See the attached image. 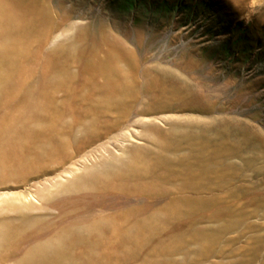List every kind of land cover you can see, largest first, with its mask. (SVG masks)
<instances>
[{
    "label": "rangeland",
    "instance_id": "1",
    "mask_svg": "<svg viewBox=\"0 0 264 264\" xmlns=\"http://www.w3.org/2000/svg\"><path fill=\"white\" fill-rule=\"evenodd\" d=\"M7 3L30 19L45 11L42 28L53 27V38L84 61L76 74L92 67L94 54L117 48L132 97L127 111L80 100L63 126L75 123L74 150L64 163L0 172V198L32 197L34 208L21 213L42 219L22 223L0 205V221L15 220L22 244L33 233L40 238L9 264L52 231L117 212L159 214L151 232L161 235L99 264H264V0ZM136 157L148 158L166 182L147 179L157 184L134 188L140 184L113 173L122 159ZM92 169L102 191L70 176ZM173 199L181 204L171 205ZM0 242L7 257L11 247ZM154 249L166 250L164 261Z\"/></svg>",
    "mask_w": 264,
    "mask_h": 264
},
{
    "label": "bare ground",
    "instance_id": "2",
    "mask_svg": "<svg viewBox=\"0 0 264 264\" xmlns=\"http://www.w3.org/2000/svg\"><path fill=\"white\" fill-rule=\"evenodd\" d=\"M36 13L39 16L34 19L17 15L7 0H0V172L5 171V167L13 173L20 166L41 169L49 162L62 164L67 161L74 150L75 123L68 128L63 126L67 114L78 107L80 100L101 101L109 111L116 104L127 111L132 104L131 96L126 94L128 86H125L129 76L118 64L119 58L114 53L117 48H108L103 55L100 52L94 54L92 67L83 66L76 74L74 68L84 61L69 54L59 38H53V27L42 28L45 11ZM49 147L51 151H47ZM121 162L123 167H112L113 173L122 180L131 178L140 184L134 188L142 186L143 181L149 183L148 187L157 184L147 179L166 182V179L156 177L155 167L148 158L122 159ZM95 172L92 169L80 177L79 172H70V176L74 180H85L89 190L102 191L104 185L100 176L92 175ZM89 179L90 183H86ZM142 189L146 190V187ZM179 191L176 189L175 193ZM12 200L24 205L17 206ZM12 200L1 197L0 205L5 204L20 214L22 223L29 221V225H33L42 220L21 213L34 208L30 203L32 197H14ZM179 204L181 202L176 199L171 203ZM157 216L142 219L144 216L140 213L123 216L117 212L95 217L89 222L68 224L36 241L38 244L15 264H80L78 256L90 259L91 263L83 264H99L102 258L119 253L128 244L160 237L159 230L158 234L151 232L157 224L153 223ZM14 221L8 218L0 221V239L7 242L12 251L5 257L0 242V264H9L25 251L26 244L40 239L33 233L22 244L23 230ZM163 249H154V254L162 261L166 253Z\"/></svg>",
    "mask_w": 264,
    "mask_h": 264
}]
</instances>
